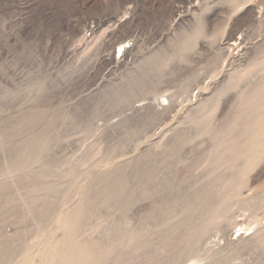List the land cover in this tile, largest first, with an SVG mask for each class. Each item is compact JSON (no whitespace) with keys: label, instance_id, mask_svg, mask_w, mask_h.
Returning <instances> with one entry per match:
<instances>
[{"label":"rangeland","instance_id":"obj_1","mask_svg":"<svg viewBox=\"0 0 264 264\" xmlns=\"http://www.w3.org/2000/svg\"><path fill=\"white\" fill-rule=\"evenodd\" d=\"M0 264H264V0H0Z\"/></svg>","mask_w":264,"mask_h":264},{"label":"bare ground","instance_id":"obj_2","mask_svg":"<svg viewBox=\"0 0 264 264\" xmlns=\"http://www.w3.org/2000/svg\"><path fill=\"white\" fill-rule=\"evenodd\" d=\"M232 38V37H231ZM120 39V38H119ZM124 38H121L120 39V41H119V45L117 46V48H119V49H124V51H126L127 50V47H128V45L129 44H126V42H123L124 40H123ZM230 39V38H229ZM228 40V39H227ZM231 40V39H230ZM116 42V41H115ZM122 42V43H121ZM235 42V41H234ZM117 43V42H116ZM114 44V43H113ZM121 52V51H120ZM140 105H142V104H140ZM245 232L244 231H241V234L240 235H242V234H244Z\"/></svg>","mask_w":264,"mask_h":264}]
</instances>
